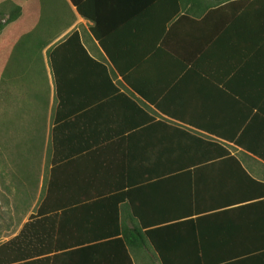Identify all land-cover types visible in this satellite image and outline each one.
Wrapping results in <instances>:
<instances>
[{"label": "crops", "instance_id": "1", "mask_svg": "<svg viewBox=\"0 0 264 264\" xmlns=\"http://www.w3.org/2000/svg\"><path fill=\"white\" fill-rule=\"evenodd\" d=\"M41 1L34 69L5 74L35 200L0 224V264H264V0L149 1L110 32L126 78L69 0ZM74 18L105 69L65 57L58 97L47 50Z\"/></svg>", "mask_w": 264, "mask_h": 264}, {"label": "rangeland", "instance_id": "2", "mask_svg": "<svg viewBox=\"0 0 264 264\" xmlns=\"http://www.w3.org/2000/svg\"><path fill=\"white\" fill-rule=\"evenodd\" d=\"M60 1L62 2V0ZM16 4L20 5L21 0H0V224L6 221L5 218L11 214L12 207L29 206L35 200V198L26 196L30 182L27 180L28 176L21 174L22 170L26 169L24 166L25 160L22 161L23 159L21 158L24 156V158H27L29 165L30 163L34 164L36 153L34 150L20 149L22 146L20 135L22 133H13L12 131L10 116L13 109H16L18 105V102L14 103L15 97L18 95H15L13 99L14 89L10 87L5 74L9 71L10 64L13 63L14 58L16 57L18 60L24 51L25 62L31 69H34L32 66L36 64L34 61L35 49L30 43L25 45L23 42L32 39V30L36 27L32 28V30L27 29L30 26L29 24L36 26L38 19L43 18L42 15L44 13L40 10V7L43 6L42 8H44L46 4H43L41 0L32 5L23 2L22 4L26 5L27 8L22 18L11 19L13 7ZM26 6H23V8ZM73 20V25L62 31L58 38L75 27L79 28L82 34L86 32L83 21L79 18L76 21L75 18ZM25 30L27 31L24 32ZM19 51H21L20 54ZM26 154L27 157L25 156ZM41 169L42 167L40 166ZM31 171H33V167ZM31 176L35 186L39 182V175L35 176L33 174Z\"/></svg>", "mask_w": 264, "mask_h": 264}, {"label": "trees", "instance_id": "3", "mask_svg": "<svg viewBox=\"0 0 264 264\" xmlns=\"http://www.w3.org/2000/svg\"><path fill=\"white\" fill-rule=\"evenodd\" d=\"M73 6H75L78 14L92 22L89 26V30L92 36L98 41L99 46L106 53L111 63L117 68V70L122 74L124 78L128 75L124 74V70L120 68V63L118 56L125 49L120 40L111 36L110 32L116 30L120 26L123 27L126 23V18L131 13L145 11L147 6L145 4L154 2L153 0H69ZM178 0H169L167 4H162L159 7V11L163 8L169 9L170 7L165 5H174ZM180 1V0H179ZM208 6L206 5V8ZM64 12L63 10H61ZM67 11H65L66 13ZM61 14L60 25L61 27L67 26V20ZM21 16V7L19 4L14 5L11 19H17ZM118 18V21H114ZM130 24V23H129ZM126 25V28H128ZM28 36V35H27ZM29 45V41L23 42L25 45ZM25 53V51H24ZM49 64L51 66V71L53 75V80L56 86V95L59 97L61 95V79H60V63L67 56H73L78 60H85L91 64V67H100L105 69V66L89 55L85 47L83 46L79 32L77 30H72L70 33L63 36L56 43L51 45L47 50ZM125 196H128L127 192H124ZM132 231H130L131 233ZM126 233V232H125ZM145 239L148 240V231L145 229L141 231ZM155 248H159L155 246ZM161 264H167L166 257H158Z\"/></svg>", "mask_w": 264, "mask_h": 264}]
</instances>
